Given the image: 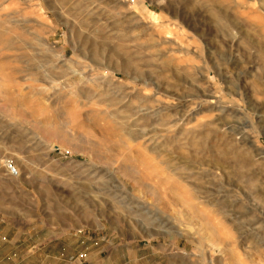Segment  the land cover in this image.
Returning <instances> with one entry per match:
<instances>
[{"label":"rangeland","instance_id":"1","mask_svg":"<svg viewBox=\"0 0 264 264\" xmlns=\"http://www.w3.org/2000/svg\"><path fill=\"white\" fill-rule=\"evenodd\" d=\"M69 1L0 0V264H264L263 0Z\"/></svg>","mask_w":264,"mask_h":264},{"label":"bare ground","instance_id":"2","mask_svg":"<svg viewBox=\"0 0 264 264\" xmlns=\"http://www.w3.org/2000/svg\"><path fill=\"white\" fill-rule=\"evenodd\" d=\"M62 1H64L65 3L68 1V2H70L69 0H62ZM222 0H207V3L208 4H211L210 5V7H209V12H210V14L214 17V19H216V22H218V23H221L222 22V20H223V17H222V15L214 8V7H212V6H214V5H212L213 3H220ZM264 1V0H263ZM263 1H262V4H261V6H260V9L261 10H263L264 11V3H263ZM51 3V2H50ZM124 3V2H123ZM60 4V3H59ZM53 5L55 6V4L53 3ZM64 6V5H63ZM67 7V6H66ZM133 13H135V12H133ZM139 15V14H138ZM153 21V20H152ZM235 27H236V25H235ZM238 29H239V27H238ZM243 31V30H242ZM242 31H240L239 30V37H240V40L241 41H243V42H246L251 48H255L256 50L257 49H259L260 50V53L259 54H261V56L264 58V49H260L259 48V46H261V45H259L258 46V44H257V42L255 43L253 40H254V38H251V34H250V31H246L247 33L246 34H243L242 33ZM245 33V32H244ZM252 36H253V34H252ZM256 37V36H255ZM259 41V40H258ZM125 44V43H124ZM123 44V45H124ZM260 44V43H259ZM263 45V44H262ZM252 52V51H251ZM255 52V51H254ZM256 82V81H255ZM255 89H256V91H258L259 93L260 92H263L264 91V86L263 85H261V83H258L257 82V84H256V86H255ZM245 94V93H244ZM260 94H262V93H260ZM245 97V96H244ZM222 126V125H221ZM129 136V138L131 137L130 135H128ZM9 163V162H8ZM8 163L6 164V169H7V166H8ZM14 165V164H13ZM222 169V168H221ZM7 171L10 173V175H12L14 178L16 177V176H18L19 175V172H18V170H17V168H16V166H15V171H13V172H10L8 169H7ZM222 172V171H221Z\"/></svg>","mask_w":264,"mask_h":264},{"label":"built area","instance_id":"3","mask_svg":"<svg viewBox=\"0 0 264 264\" xmlns=\"http://www.w3.org/2000/svg\"><path fill=\"white\" fill-rule=\"evenodd\" d=\"M7 169H8L10 172H13V171H15V166H14L12 163H8Z\"/></svg>","mask_w":264,"mask_h":264}]
</instances>
